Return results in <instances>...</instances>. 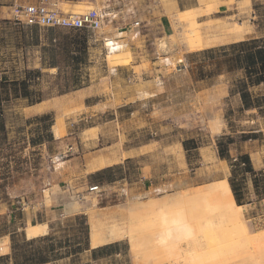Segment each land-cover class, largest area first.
Here are the masks:
<instances>
[{
    "label": "rangeland",
    "instance_id": "1",
    "mask_svg": "<svg viewBox=\"0 0 264 264\" xmlns=\"http://www.w3.org/2000/svg\"><path fill=\"white\" fill-rule=\"evenodd\" d=\"M40 4L54 5L66 14L95 10L101 12L102 24L85 30L30 27L10 15L15 6ZM0 7V83L4 80L5 84L0 93V235H8L0 239V248L9 239L22 256L42 250L49 259L73 256L68 264H87V258L76 256L87 238L80 216L54 221L51 235L27 241L17 231L24 216L9 193L21 179L34 176L57 159L51 158L56 143L73 137L68 143L77 146L87 136H96V130L87 131L88 127L114 118L105 113L84 120L89 113L82 100L91 96L85 99L91 105L111 94L119 98L134 94L133 76L127 71L132 66L138 81H152L148 93L153 95L135 103L124 100L128 105L117 111L118 122L103 129V142L93 149L113 143L121 144L127 153L142 144L154 147L145 156L114 167L102 179L127 175L132 180L141 178L146 187L160 180L176 179L179 187L190 179L215 182L180 193L167 190L164 194L170 196L159 199L173 197L176 202H166L161 210L135 213L130 221L138 223L137 227L127 233L130 247L122 248L120 261L112 256L117 248L106 249L102 255L108 258L103 264H166L160 261V250L170 241L163 239L167 228L192 204L200 211L187 224L191 235L170 241L176 253L172 264H264V238H260L264 233V114L243 108L237 96L242 73L229 69L231 56L218 51L264 39V0H0ZM168 42L175 46L169 48ZM119 65L127 67H115ZM22 81L27 82L26 99L12 86ZM249 92L254 98L264 96V86ZM167 105L172 110L167 121L144 116ZM131 112L137 113L133 125L128 120ZM214 117L225 122L223 131L208 127ZM118 129L120 135L114 137ZM219 137H223V158L207 149L212 144L217 147ZM183 143L187 153L179 147ZM241 157H248V167ZM84 174L82 169V177L71 186L72 203L99 179ZM220 179H227L222 181L229 183L234 202L231 187L238 196V225L216 209L209 195L202 196ZM0 254H4L2 249ZM9 255L0 264H9Z\"/></svg>",
    "mask_w": 264,
    "mask_h": 264
},
{
    "label": "crops",
    "instance_id": "2",
    "mask_svg": "<svg viewBox=\"0 0 264 264\" xmlns=\"http://www.w3.org/2000/svg\"><path fill=\"white\" fill-rule=\"evenodd\" d=\"M2 9L3 7H0V11ZM115 67L122 68L127 66L119 65ZM132 68L133 67L130 66L127 71L130 74L129 76H133L134 82L130 84L133 85L131 90L136 88L134 94H126L120 98L111 94L99 101V103H91V105L85 104V99L91 96H86L82 100L85 112L89 113L84 120H91V118L97 114L102 115L105 113L113 115L114 118L97 127H88L87 131L96 130V136H87L83 139L82 143L77 146H71L70 143H68L73 137L65 139L64 143H56L54 146L55 155L51 158L57 157V159H52L45 167L39 168L34 176L21 179L9 193V197L16 199L19 204V208L16 210L21 211V214L24 216L21 221V226L17 228V231L23 232L27 241L51 235L52 223L54 221H59L66 217L80 216V218H83L88 232L85 248L81 249L80 253H77L76 256L87 258L85 261L87 264H103L108 258L107 255H102L103 252L113 247L118 250H115L112 256L120 261L122 248L127 247L128 249L130 247V242L127 238L128 230L136 229L138 224H134V222L132 223L130 221L131 217L135 215V212L129 207L131 202L138 201L139 198H142L143 202L147 201L149 198L159 199L162 196H170L164 194L167 190H174L173 192L180 193L186 189L196 188L202 184L206 185L215 182L208 180L203 183H196L190 179L185 187H179L180 182L176 179L169 182L160 180L158 183H151L149 187H146L145 182H143L141 178L132 180L131 176L127 175L114 176L108 180L102 179L104 175L114 171V167L123 165V162L129 161L134 157H143L154 147L150 144H142L133 149H129L127 153V151L123 150L121 144L113 143L105 146L107 148H102V146H100L98 150L93 149L98 142H103V135H105L103 134V129L107 127V125H113L115 122H118V110L126 107L128 103H135L138 100H149L151 95H153L148 93V90H150L148 87H152V84H150L152 81H138ZM117 81H113L114 85L118 83ZM109 82H112L111 78ZM142 87L146 88L145 91H139ZM79 91H84V89ZM124 100L131 102L127 103ZM115 103L120 104L117 105ZM169 109L168 105L167 107L161 106L153 108L144 116L149 119L152 118L155 121H167L171 119L169 113L172 110ZM136 116V112L130 113L131 118L128 120L132 125L135 124L133 119ZM208 127H219V132H221L225 128V122L222 119L220 120L214 117L208 121ZM113 135L114 137L115 135H120V130L118 129L117 132L114 131ZM184 145V143L180 144L179 147L184 153H187L188 150H184ZM75 147H77L78 150ZM108 147L109 150H107ZM198 149L199 148H194L193 150ZM207 149L211 151L213 149L212 153L214 157L219 156L216 145L212 144ZM64 150L67 153L65 156L62 154ZM79 157H82L81 164H79ZM100 162H103L102 165ZM82 169H85L84 175L87 178L99 179L87 187L85 196L80 194L82 198H78L77 203H72L71 195L74 193V189L71 186L82 177ZM222 180L227 181V179H220L217 182ZM141 182L143 183L141 184ZM94 186L97 187V192H89V188ZM80 195H77V197H80ZM31 197L33 198L29 199ZM161 209L162 208H156L155 210ZM12 211L13 210L9 211V213H12ZM47 215H50V218L47 219ZM8 217L10 218L11 214H9ZM27 227H41L43 230L36 236L28 238L26 232ZM6 236L8 235H0V239H4ZM79 245L80 244H78V246ZM1 249L4 251V254H0V262L3 260V257L11 254L9 239L1 246L0 250ZM72 257L73 256L61 260L48 259L47 262L42 264H68V261ZM8 260L9 264H13L11 255H9Z\"/></svg>",
    "mask_w": 264,
    "mask_h": 264
},
{
    "label": "trees",
    "instance_id": "3",
    "mask_svg": "<svg viewBox=\"0 0 264 264\" xmlns=\"http://www.w3.org/2000/svg\"><path fill=\"white\" fill-rule=\"evenodd\" d=\"M33 43H37L35 40ZM79 51V50H77ZM222 52L223 56H231L228 60L229 69L235 71H241L242 77L238 80L237 85L239 87V96L242 102V106L245 110L257 109L260 114H264V96L254 98L249 92V89L264 86V39L253 40L249 42H240L227 47L220 48L218 50ZM38 73V72H37ZM31 73H27L30 75ZM12 86L16 90L17 87L21 90L20 97L27 98V82L22 81L20 83H13ZM5 88L4 80L0 83L1 89ZM40 102V100L38 101ZM33 104V102H31ZM3 129V122L0 120V130ZM230 143V139H227ZM217 149L220 158H223V137L217 138ZM244 165L249 166L248 157H241L240 159ZM249 169V168H247ZM235 202L239 204L238 196L234 189L231 187ZM81 221L83 218H78ZM86 236L87 227L85 226ZM87 239V238H86ZM32 242V241H31ZM13 264H42L48 261L49 257L45 256V252L42 250H36L28 255H20L17 253L14 244L11 246ZM50 253L54 251V247L50 246Z\"/></svg>",
    "mask_w": 264,
    "mask_h": 264
},
{
    "label": "bare ground",
    "instance_id": "4",
    "mask_svg": "<svg viewBox=\"0 0 264 264\" xmlns=\"http://www.w3.org/2000/svg\"><path fill=\"white\" fill-rule=\"evenodd\" d=\"M174 46H175V44L173 42H168L169 48H173ZM102 163H101V165H102ZM208 195L210 196V201L215 202L216 209L223 210L224 213L227 215L228 221H230L231 223H236L238 225V223L240 221V219H239V208L240 207L237 204H235V202L232 198H230V190H229L228 183L225 181H222L221 183L212 186L209 189V191L207 192V194H205V195L202 194V196H208ZM166 202L167 203L168 202L173 203L176 201L173 197H169V198H167V200L150 198L147 202L136 201V202L130 204L129 207H131V210L135 213H138V212H144L145 213L151 209L160 208L162 205H165ZM188 203H189V201H188ZM199 211H200V209L197 208L193 204L191 206H188L187 208L185 207V209L181 213H179L180 215L170 222V227L167 228L168 229L167 234L166 235L164 234L165 237L163 239H165V240L170 239V241H172V239H174V238L187 237V236L191 235L192 229L187 224L191 219H193L197 214H199ZM42 230H43V228H41V227H37V228L27 227V231H26L27 236H28V238H32V237L36 236L37 234L41 233ZM129 234H131V232H129ZM130 236H132V235H130ZM262 237L264 238V233L260 235V238H262ZM170 241L169 242L165 241L166 249L160 250V251H163L162 252L163 256L161 254L160 256H162V259L161 258H159V259H161L160 261L166 260V262H167L166 264H168V263L172 264V261H175V258H176L175 250H174L173 246L171 245ZM149 259L150 258H148L147 260L150 261ZM151 260H152V262L153 261L155 262V259H151ZM146 262H145V264H146ZM150 264H151V261H150Z\"/></svg>",
    "mask_w": 264,
    "mask_h": 264
},
{
    "label": "built area",
    "instance_id": "5",
    "mask_svg": "<svg viewBox=\"0 0 264 264\" xmlns=\"http://www.w3.org/2000/svg\"><path fill=\"white\" fill-rule=\"evenodd\" d=\"M13 21L27 26L45 28H63L67 30L97 29L102 24V14L89 10L84 14H66L54 5L15 6L10 10ZM89 192H97V187H90Z\"/></svg>",
    "mask_w": 264,
    "mask_h": 264
}]
</instances>
